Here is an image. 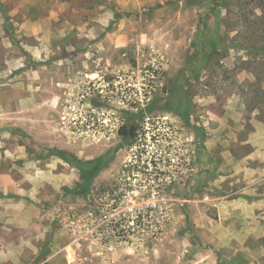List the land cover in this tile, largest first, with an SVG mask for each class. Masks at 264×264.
<instances>
[{"label":"rangeland","instance_id":"obj_1","mask_svg":"<svg viewBox=\"0 0 264 264\" xmlns=\"http://www.w3.org/2000/svg\"><path fill=\"white\" fill-rule=\"evenodd\" d=\"M257 1L0 0V173L15 182L0 179V264H264ZM30 93L41 106L17 113ZM55 152L115 160L85 197ZM133 154L152 158L136 186L168 214L162 232L148 218L142 250L82 240L69 263L67 221L120 187Z\"/></svg>","mask_w":264,"mask_h":264},{"label":"built area","instance_id":"obj_2","mask_svg":"<svg viewBox=\"0 0 264 264\" xmlns=\"http://www.w3.org/2000/svg\"><path fill=\"white\" fill-rule=\"evenodd\" d=\"M67 108L70 111L75 110V107L71 105H68ZM68 113L69 111L63 112L62 119L68 120L69 125H73L75 128L79 123L80 127L86 126L93 129L99 123V118L96 116L90 117L88 121L86 117L79 119L76 114H71L72 116L68 117ZM85 122L90 123L87 125ZM151 167L152 158L145 154L128 156L118 172L120 187H114L112 192L109 191L105 197L100 195L96 199V203L94 200L93 208L86 213L85 217L75 216L67 221L66 226L72 236L70 243L65 248L69 263L75 262L77 247H81L82 240L97 244L105 239L112 240L113 244L119 245V247L131 246V251L137 252L143 249L149 237L148 218L154 217V220L150 222L151 228H154L153 235L156 237L162 232V217L165 221L168 214H162L163 206H161L160 200L145 201L144 198L138 197L142 189L136 186L138 179H142V174ZM135 198L141 199L136 202ZM123 210L133 215L131 221L126 218V213H123L122 217ZM109 249L112 250V245Z\"/></svg>","mask_w":264,"mask_h":264},{"label":"trees","instance_id":"obj_3","mask_svg":"<svg viewBox=\"0 0 264 264\" xmlns=\"http://www.w3.org/2000/svg\"><path fill=\"white\" fill-rule=\"evenodd\" d=\"M257 2L258 8L264 12V0H258ZM255 49L258 51L259 55L264 57V46H259ZM120 133L124 137H137L136 127H131L130 131H126L124 127L121 129ZM54 155H57L61 159H64L66 162L70 163L78 170L80 174L81 182L76 187L67 189L66 192L74 195H82L85 197L89 195L91 186L99 174L108 169L115 160V155H113L111 152L89 161L82 160L74 155L67 156L65 153L55 152Z\"/></svg>","mask_w":264,"mask_h":264},{"label":"crops","instance_id":"obj_4","mask_svg":"<svg viewBox=\"0 0 264 264\" xmlns=\"http://www.w3.org/2000/svg\"><path fill=\"white\" fill-rule=\"evenodd\" d=\"M24 102V103H23ZM26 105H28V106H32L33 108H39V106H41L39 103H38V101H37V99H36V96H33L32 97V95H31V93L28 95V96H26V98H25V100H21V102H19V107L17 108V113H20V112H22V111H24V107L26 106ZM37 110V109H36ZM34 128H36V127H34ZM21 154H23L22 156L23 157H26V153H24V151H22V150H20L19 151ZM0 179H1V182L3 183V184H5V185H7L9 188H11V187H15V185H11L12 184V182L15 184V182L12 180V176L9 174V173H7V172H1L0 173ZM19 188L18 187H16V190H18Z\"/></svg>","mask_w":264,"mask_h":264}]
</instances>
